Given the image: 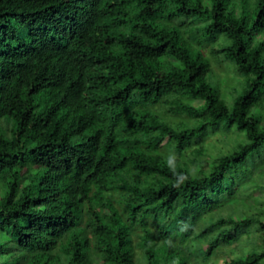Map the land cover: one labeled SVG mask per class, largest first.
Segmentation results:
<instances>
[{
    "label": "clouds",
    "instance_id": "obj_1",
    "mask_svg": "<svg viewBox=\"0 0 264 264\" xmlns=\"http://www.w3.org/2000/svg\"><path fill=\"white\" fill-rule=\"evenodd\" d=\"M0 264H264V0H0Z\"/></svg>",
    "mask_w": 264,
    "mask_h": 264
}]
</instances>
